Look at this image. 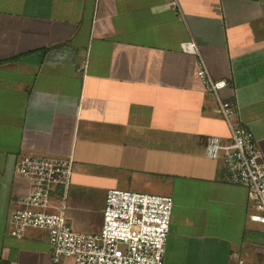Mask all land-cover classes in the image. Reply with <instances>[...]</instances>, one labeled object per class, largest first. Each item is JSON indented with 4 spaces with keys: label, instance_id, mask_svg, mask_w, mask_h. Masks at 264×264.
Listing matches in <instances>:
<instances>
[{
    "label": "crops",
    "instance_id": "crops-1",
    "mask_svg": "<svg viewBox=\"0 0 264 264\" xmlns=\"http://www.w3.org/2000/svg\"><path fill=\"white\" fill-rule=\"evenodd\" d=\"M192 40L264 158V0H0V260L51 264L45 231L9 234L21 155L72 158L66 217L96 232L105 193L173 199L163 264H264V226L205 139H228L200 84ZM105 167L100 223L74 206ZM161 183V184H159Z\"/></svg>",
    "mask_w": 264,
    "mask_h": 264
},
{
    "label": "built area",
    "instance_id": "built-area-1",
    "mask_svg": "<svg viewBox=\"0 0 264 264\" xmlns=\"http://www.w3.org/2000/svg\"><path fill=\"white\" fill-rule=\"evenodd\" d=\"M184 52L197 57L196 76L212 95L213 112L223 118L228 139H205L204 156L220 160L226 181L240 186L251 204L250 221L264 226V158L252 133L236 119V107L221 96L228 84L214 79L190 40ZM72 158L21 155L15 175L26 179L27 194L18 199L9 221L10 236L21 239L27 230L45 231L51 264H163L170 217L171 196L110 189L105 193L98 231L82 233L67 221V198ZM233 264H247L233 254ZM0 264H10L0 260Z\"/></svg>",
    "mask_w": 264,
    "mask_h": 264
},
{
    "label": "rangeland",
    "instance_id": "rangeland-1",
    "mask_svg": "<svg viewBox=\"0 0 264 264\" xmlns=\"http://www.w3.org/2000/svg\"><path fill=\"white\" fill-rule=\"evenodd\" d=\"M89 169L90 170L96 169L95 171L99 170L100 172L99 174L91 173L92 176H90V178L89 177L85 178V180L83 181L82 183L83 187L81 188V190L83 191L82 197L78 199L79 202L77 203L78 206H74L75 209L74 215L76 216L81 226L87 227L90 230V226L94 225L96 228L100 223L99 211L102 208V202H103L102 201L103 196H101V194L104 190H106L107 186H109L110 184H109V180L106 178L107 176H105V167H100V168L90 167ZM161 187L162 186L160 187L158 186V191L153 190L149 192L152 194H162ZM70 188H71V184L69 186V193H70ZM79 232L88 233L89 231L88 229H86V230H79Z\"/></svg>",
    "mask_w": 264,
    "mask_h": 264
}]
</instances>
